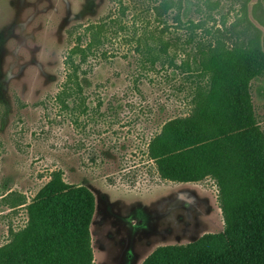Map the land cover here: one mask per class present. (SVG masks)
Segmentation results:
<instances>
[{"label": "rangeland", "instance_id": "obj_1", "mask_svg": "<svg viewBox=\"0 0 264 264\" xmlns=\"http://www.w3.org/2000/svg\"><path fill=\"white\" fill-rule=\"evenodd\" d=\"M160 2L0 0V247L30 223L33 204L59 191V177L95 197L93 264H151L162 248L224 230L216 180L166 179L150 145L196 113L199 50L248 48L256 30L244 0H169L168 12ZM100 23L101 43L79 68L82 91L65 106L66 58ZM160 36L168 53L155 49ZM248 65L259 73L246 99L264 134V62Z\"/></svg>", "mask_w": 264, "mask_h": 264}, {"label": "trees", "instance_id": "obj_2", "mask_svg": "<svg viewBox=\"0 0 264 264\" xmlns=\"http://www.w3.org/2000/svg\"><path fill=\"white\" fill-rule=\"evenodd\" d=\"M160 1L159 9L168 12L169 0ZM251 1L243 4L248 28L256 30L252 45L230 47L217 41L200 49L196 113L169 122L150 145V155L166 179L216 180L224 230L162 248L151 264H264V134L255 126L246 99L248 82L259 73L251 74L248 60L259 56L264 62V13L258 11L261 0L250 13ZM104 28L103 23L88 25L91 40L83 45L80 35L70 50L69 72L58 94L65 106L69 97L81 93L79 68L101 43ZM158 40L155 49L168 53L169 40ZM56 184L59 191L33 204L30 223L0 247V264H93L90 224L95 197L88 188L69 185L61 177Z\"/></svg>", "mask_w": 264, "mask_h": 264}, {"label": "flooded vegetation", "instance_id": "obj_3", "mask_svg": "<svg viewBox=\"0 0 264 264\" xmlns=\"http://www.w3.org/2000/svg\"><path fill=\"white\" fill-rule=\"evenodd\" d=\"M251 3H252V1L251 2H249V8L251 7V11L253 10V8H254V4H252V6H251ZM261 8V9H260ZM260 9V10H259ZM250 10V9H249ZM258 11H261V13L263 14L264 13V8H262L261 6L258 8Z\"/></svg>", "mask_w": 264, "mask_h": 264}, {"label": "water", "instance_id": "obj_4", "mask_svg": "<svg viewBox=\"0 0 264 264\" xmlns=\"http://www.w3.org/2000/svg\"><path fill=\"white\" fill-rule=\"evenodd\" d=\"M255 21V20H254Z\"/></svg>", "mask_w": 264, "mask_h": 264}]
</instances>
